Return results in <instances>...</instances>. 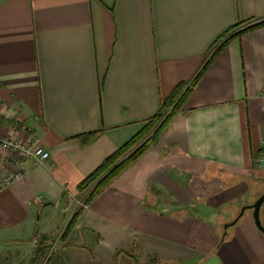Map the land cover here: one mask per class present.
Wrapping results in <instances>:
<instances>
[{
  "label": "crops",
  "instance_id": "1",
  "mask_svg": "<svg viewBox=\"0 0 264 264\" xmlns=\"http://www.w3.org/2000/svg\"><path fill=\"white\" fill-rule=\"evenodd\" d=\"M262 19L264 0H0V135L50 152L14 164L0 148V254L50 238L81 181L193 81L220 35ZM263 186L261 26L226 44L161 139L83 205L53 264L120 250L115 264H264L252 210L224 228Z\"/></svg>",
  "mask_w": 264,
  "mask_h": 264
},
{
  "label": "trees",
  "instance_id": "2",
  "mask_svg": "<svg viewBox=\"0 0 264 264\" xmlns=\"http://www.w3.org/2000/svg\"><path fill=\"white\" fill-rule=\"evenodd\" d=\"M246 23V21H240L220 35L216 42L211 45L208 57L193 81L190 84H179L171 96L164 100L159 110L149 118L145 126L135 136H133L122 147L114 151L111 155L106 157L92 173H90L81 181V183L78 185L79 192L89 189L86 194L87 196L84 198V205L89 204L98 195H100L130 165L135 163L161 139L177 113L184 107V104L197 81L205 73L217 54L226 46V44L236 36L264 26V19L250 25H247ZM97 134V132H93L82 136V142L85 144L91 142V140L96 137ZM82 209L83 206H81L72 215L68 224L66 225V228L64 229V232L61 236V239L64 242L63 246L70 244L69 237L77 223ZM48 240V238H45L41 241L42 245L37 249L32 264H38L41 257L46 253L48 248L47 245H49ZM121 251L122 250H120L118 253L120 254ZM126 252L137 262H140L137 255L128 250H126ZM118 253L115 258V262L112 264L117 262ZM141 263L161 264V261L155 256H150L149 259Z\"/></svg>",
  "mask_w": 264,
  "mask_h": 264
},
{
  "label": "rangeland",
  "instance_id": "3",
  "mask_svg": "<svg viewBox=\"0 0 264 264\" xmlns=\"http://www.w3.org/2000/svg\"><path fill=\"white\" fill-rule=\"evenodd\" d=\"M5 151V150H4ZM7 152V151H6ZM4 159V164L2 167L5 166V163L7 162L5 160V157H1ZM10 162L14 163L18 160V157H12L11 160L10 157L8 158ZM16 160V161H15ZM2 169V168H1ZM0 169V170H1ZM117 179V178H116ZM264 190V186L262 188ZM89 189L82 191L79 195L75 196V198L71 201L70 204V210L71 215L69 216V219L64 218V223L60 225L59 229H53L49 232L48 242L49 245L47 248L46 253L41 257L38 264H53L55 256L60 251L59 246L64 242L61 239V236L64 232V229L66 228V225L68 224L70 218L72 215L81 207L84 205V198L87 196V192ZM70 203V202H69ZM248 205V204H247ZM242 208V207H241ZM247 211H251V209H248ZM43 215V214H42ZM41 215V221L44 219V215ZM67 220V221H66ZM66 221V222H65ZM64 224V225H63ZM66 224V225H65ZM44 239V237H41L39 235H35L33 239L28 244H19V245H10L9 249L6 250L5 253L0 254V264H32V261L36 255V251L38 248L41 247V241ZM52 243V244H51ZM138 257V256H137ZM112 264V263H111Z\"/></svg>",
  "mask_w": 264,
  "mask_h": 264
},
{
  "label": "built area",
  "instance_id": "4",
  "mask_svg": "<svg viewBox=\"0 0 264 264\" xmlns=\"http://www.w3.org/2000/svg\"><path fill=\"white\" fill-rule=\"evenodd\" d=\"M0 148L10 153L9 157L11 160H14L12 157H18V160H15V164L29 157H35L39 162H43L50 157V152L45 150L42 146L37 145L35 142L29 145L17 139H7L1 135ZM4 162V159L0 157V169L3 168ZM21 177L22 173L16 172L6 179L5 184L9 185L19 180Z\"/></svg>",
  "mask_w": 264,
  "mask_h": 264
},
{
  "label": "water",
  "instance_id": "5",
  "mask_svg": "<svg viewBox=\"0 0 264 264\" xmlns=\"http://www.w3.org/2000/svg\"><path fill=\"white\" fill-rule=\"evenodd\" d=\"M264 204V192L253 202L252 204L244 205L238 215L229 223L224 225L225 231H227L229 226L235 225L238 220L245 214L246 210L251 209L253 211V218L256 227L264 235V224L261 219V208Z\"/></svg>",
  "mask_w": 264,
  "mask_h": 264
}]
</instances>
